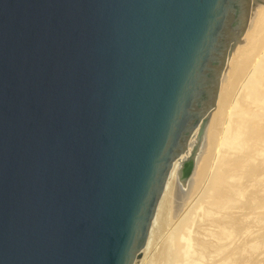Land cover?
<instances>
[{"label":"water","instance_id":"obj_1","mask_svg":"<svg viewBox=\"0 0 264 264\" xmlns=\"http://www.w3.org/2000/svg\"><path fill=\"white\" fill-rule=\"evenodd\" d=\"M250 1L0 0V264L136 263Z\"/></svg>","mask_w":264,"mask_h":264},{"label":"bare ground","instance_id":"obj_2","mask_svg":"<svg viewBox=\"0 0 264 264\" xmlns=\"http://www.w3.org/2000/svg\"><path fill=\"white\" fill-rule=\"evenodd\" d=\"M237 43L218 91L211 129H205L204 149L187 179V208L178 212L171 206L179 201L177 194L165 202L169 213L162 229H174L177 236L168 264H246L250 260L246 252L251 249L247 251L244 236L255 226L248 216L260 222L264 219V6L252 5ZM191 143L194 138L187 149ZM179 160L173 164L157 206L166 193L176 190ZM155 221L156 215L149 233ZM259 230L258 237L263 232ZM145 247L138 264L145 260Z\"/></svg>","mask_w":264,"mask_h":264},{"label":"rangeland","instance_id":"obj_3","mask_svg":"<svg viewBox=\"0 0 264 264\" xmlns=\"http://www.w3.org/2000/svg\"><path fill=\"white\" fill-rule=\"evenodd\" d=\"M257 4H260V5H262V6H264V0H259V1H250V5H249V12H250V9H251V7H252V5L253 6H255V5H257ZM249 14V13H248ZM248 18V17H247ZM247 21V20H246ZM241 37V36H240ZM239 37V38H240ZM239 38H238V40H239ZM238 43L236 42V45H237ZM235 45V46H236ZM192 145V146H191ZM191 146V147H190ZM190 149H186V151H185V153H189V152H192L195 148H199L200 147V138H194V143L192 144H190ZM182 155H184V153L182 154ZM198 155H199V153L198 154H194V157H193V171H194V168H195V166H196V162H197V158H198ZM180 161V160H179ZM178 161V162H179ZM179 170H178V173H177V175H176V180H177V187H176V190L174 189V191L172 192V194H171V192L169 191L168 193H166L165 195H164V197H163V200L161 201V203H160V205L159 206H157L156 207V213H155V215H156V221H155V224H154V226H153V228H152V230L150 231V233H149V235H148V239H147V241H146V243L147 244H145V260L143 261V263L142 264H159L160 262V264H168V255H170V253H172V252H174V249H175V244L177 243V236H176V234H175V231H173L174 229H171V232H169L168 230L166 231H163V225H164V223H165V220L167 219V217H165V216H167V214L169 213V210H168V207H166V205H165V202L166 201H169L170 199H171V196L173 195H175V194H177V197H178V199H179V201H175L174 203H172L171 204V206L173 207V208H175V210H178V212H182V211H184V210H186V208H187V205L188 204H186L187 203V201L188 200H186V198H185V196H186V194H187V192H188V190H187V184H186V187L184 188L181 184H179ZM186 183H187V181H186ZM180 203V204H179ZM166 210H168V211H166ZM165 211H166V213H165ZM260 213L261 212H263L262 210L261 211H259ZM154 215V216H155ZM252 218H251V217ZM250 219H253V221H254V223H253V225H255L256 226V228H252V229H254L253 231H252V229L251 230H248V231H246V235H248V236H244L246 239H247V242H246V245H248V246H246V249H247V251H250L249 249H251V251H250V253L249 252H246V254H248V255H246L247 257H248V259H249V257H250V260H248L249 262H246V264H259V262H260V264H261V262H262V264H264V245H263V241H264V224H262V222L264 221V219H263V221L261 220V222L260 221H258V220H256L255 218H254V216L253 215H249L248 216ZM257 224H258V226H257ZM262 225V227H261V225ZM262 229H261V228ZM255 229H256V232H255ZM260 229L261 231H263L262 233H261V236H259L258 237V230ZM189 230H190V232H191V228L189 227V228H187L186 229V231L188 232V233H190L189 232ZM259 230V231H260ZM251 233V234H250ZM258 235H257V234ZM187 234V233H186ZM256 235L255 236V239H254V235ZM169 235H171V236H169ZM253 235V237H251ZM187 236V235H186ZM250 236V237H249ZM176 237V238H175ZM181 237L183 238V236H180V239H181ZM244 238V239H245ZM260 238V239H259ZM262 238V239H261ZM171 239V240H170ZM185 239V237L183 238V240ZM246 239H245V241H246ZM251 239V240H250ZM258 240V242H257V240ZM169 240H170V242H171V244H169L168 242H169ZM173 240H175V242H174V244H172L173 243ZM183 240H182V242H180V246L183 244ZM260 240V241H259ZM263 240V241H262ZM181 241V240H180ZM255 241V242H254ZM185 243V242H184ZM262 243V244H261ZM168 244V245H167ZM251 244V245H250ZM249 245L252 247H249ZM253 245V246H252ZM255 245V246H254ZM257 245V246H256ZM167 246H169V247H167ZM172 246V249L170 248ZM183 247H184V245H182ZM263 246V247H262ZM258 247V248H257ZM263 248V249H262ZM163 249V250H162ZM171 249L172 251H169V250ZM261 249V250H260ZM258 250H259V252H258ZM161 251V252H160ZM253 251V252H252ZM262 251V252H261ZM255 252H256V254H255ZM158 253H159V255H158ZM160 253H161V255H160ZM163 253V254H162ZM168 253V254H167ZM252 253V254H251ZM258 253V254H257ZM255 254V255H254ZM263 254V255H262ZM166 255V256H165ZM252 255H254L253 257H252ZM261 255V256H260ZM159 256V257H158ZM160 256H161V258H160ZM261 257V258H260ZM140 258H142V255L140 254L138 257H137V259H136V263L135 264H138V263H140L139 262V259ZM156 258H157V260H156ZM159 258V259H158ZM163 258V259H162ZM253 258V259H252ZM257 259V260H256ZM161 260H163V261H161ZM138 261V262H137ZM251 261V262H250ZM255 261V262H254ZM164 262V263H163Z\"/></svg>","mask_w":264,"mask_h":264}]
</instances>
